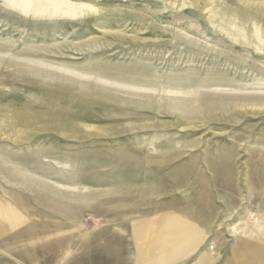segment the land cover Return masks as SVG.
Here are the masks:
<instances>
[{"label":"rangeland","instance_id":"rangeland-1","mask_svg":"<svg viewBox=\"0 0 264 264\" xmlns=\"http://www.w3.org/2000/svg\"><path fill=\"white\" fill-rule=\"evenodd\" d=\"M0 264H264V0H0Z\"/></svg>","mask_w":264,"mask_h":264},{"label":"bare ground","instance_id":"bare-ground-1","mask_svg":"<svg viewBox=\"0 0 264 264\" xmlns=\"http://www.w3.org/2000/svg\"><path fill=\"white\" fill-rule=\"evenodd\" d=\"M160 223H161V222H160ZM169 225H170V224H169ZM168 228H169V227H168ZM138 229H139L140 233H142V232L144 231L143 228H141V230H140V227H139ZM149 229H150V228H149ZM170 230H171V228H170ZM176 232H177V231H176ZM159 233H160V232H159ZM167 233H170V232L167 231ZM164 234H165V233H164ZM170 234H171V233H170ZM147 235H148V234H147ZM150 235H151V234H150ZM154 236H155V235H154ZM165 236H166V235H165ZM171 236H172V235H171ZM148 237H149V236H148ZM151 237H152V236H151ZM158 237H159V236H158ZM175 237H176V236H175ZM175 237H174V238H175ZM144 238H146V237H144ZM174 238H173V239H174ZM141 239L143 240V238H141ZM141 239H140V240H141ZM162 239H163V238H162ZM144 240H145V239H144ZM159 241H160V240H159ZM159 241H158V243H159ZM147 242H148V244H149V245L147 244V246H152L151 244H153V242H155V240H154V239H149ZM162 242H163V241H162ZM168 242H169V241H168ZM144 245H146V244H144ZM138 247H139V246H138ZM157 248H158V247H157ZM158 249H159V248H158ZM140 253H141V252H140ZM156 253H158V251H157ZM147 256H148V255H147ZM147 256H146V257H147ZM151 257H152V256H151ZM140 258H143V257L141 256ZM145 259H146V258H145ZM141 263H142V262H141Z\"/></svg>","mask_w":264,"mask_h":264}]
</instances>
